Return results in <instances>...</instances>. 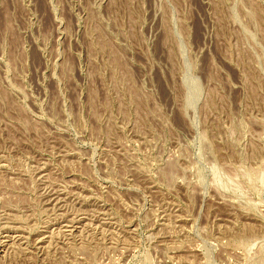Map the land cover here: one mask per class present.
<instances>
[{"label":"rangeland","instance_id":"374dc122","mask_svg":"<svg viewBox=\"0 0 264 264\" xmlns=\"http://www.w3.org/2000/svg\"><path fill=\"white\" fill-rule=\"evenodd\" d=\"M0 264H264V0H0Z\"/></svg>","mask_w":264,"mask_h":264}]
</instances>
